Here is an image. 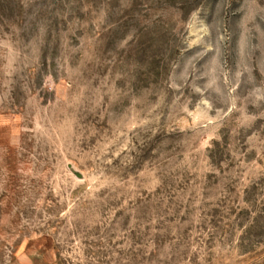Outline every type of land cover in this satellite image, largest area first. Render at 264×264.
<instances>
[{
	"label": "rangeland",
	"instance_id": "obj_1",
	"mask_svg": "<svg viewBox=\"0 0 264 264\" xmlns=\"http://www.w3.org/2000/svg\"><path fill=\"white\" fill-rule=\"evenodd\" d=\"M0 264H264V0H0Z\"/></svg>",
	"mask_w": 264,
	"mask_h": 264
}]
</instances>
